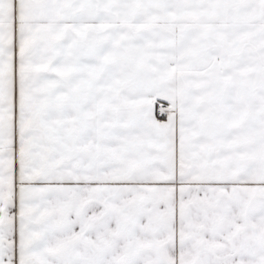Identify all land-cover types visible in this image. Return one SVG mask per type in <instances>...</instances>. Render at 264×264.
<instances>
[{"label": "snow or ice", "instance_id": "6c2138e0", "mask_svg": "<svg viewBox=\"0 0 264 264\" xmlns=\"http://www.w3.org/2000/svg\"><path fill=\"white\" fill-rule=\"evenodd\" d=\"M0 264H264V0H0Z\"/></svg>", "mask_w": 264, "mask_h": 264}]
</instances>
